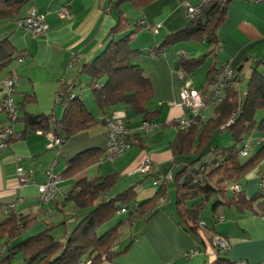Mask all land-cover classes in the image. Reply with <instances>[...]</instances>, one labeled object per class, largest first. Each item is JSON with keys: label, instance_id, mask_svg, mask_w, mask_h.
Here are the masks:
<instances>
[{"label": "crops", "instance_id": "1", "mask_svg": "<svg viewBox=\"0 0 264 264\" xmlns=\"http://www.w3.org/2000/svg\"><path fill=\"white\" fill-rule=\"evenodd\" d=\"M124 2H127V8H137L133 20L128 19L121 9ZM190 2L196 4L198 0ZM63 6H67L68 15L60 17L58 12ZM31 8L43 16L46 31L33 34L18 24V20ZM13 19L2 21V26L8 28H4L3 33L9 36L17 58L0 74V88L8 77L16 78L18 84L12 98L17 119L10 123L6 114L0 111V127L10 124L19 136L0 151V208L14 204L13 210L19 215L38 219V223L18 241L46 228H50L52 233L53 227L58 228L55 231L60 238L52 236L64 241L80 216L92 210L86 209L75 215L73 204L65 200L68 193L78 181L116 174L115 185L97 201L113 199L130 187H134L135 198L130 205L124 206L127 210L122 213L128 216L117 222L122 226L112 245L115 247L113 257L100 259L95 264H210L217 256L210 242L214 233L225 236L229 241L226 256L230 260L238 264L264 263V218L259 213H240L228 205L213 209L208 204L200 216L198 235L194 236L183 228L177 212L179 192L173 175L183 170L190 159L174 156L170 149L178 133V119L187 114L179 96L185 84L204 92L210 87L206 74L212 67L233 69L242 65V72L246 73L247 68L251 70L259 62L264 64V0H231L226 7L225 18L216 30L217 43L211 44L205 38H191L186 41L193 40L197 45L176 42L160 54H154L152 50L161 45L166 35L187 26L179 0H151L143 6H136L129 0H30L24 11ZM119 19H126L127 30L110 34ZM140 20H144L146 25L140 26ZM149 25H159L158 31L153 32ZM128 33H132L131 48L140 53L134 62L141 66L149 79L152 96L146 103L147 116L136 113L124 103L104 107L108 118L125 121L132 142L121 156L109 161L106 133L100 118L103 112L95 102L90 77L82 72V67L99 55L110 41ZM201 55H205L204 62L185 78L181 77L182 56L196 58ZM72 58L76 59L74 66L69 65ZM66 93L77 95L83 101L87 110L86 125L72 135L61 136L65 142L60 147L48 148L46 131L27 128L23 116L24 113L44 115L48 117L52 130L64 114V106L57 102V95ZM206 111L205 118L208 117ZM145 121L152 127L142 128ZM144 154L152 164L146 174L135 171L137 160ZM74 158L78 160L74 170L67 172ZM18 167L29 172L34 183L21 184L16 175ZM50 168L64 175V179L57 185L54 199L42 204L38 185L45 182L46 171ZM189 173L185 172L182 181L190 177ZM164 178H167L164 200H159L148 219L132 218L133 208L152 198ZM171 184L172 188H168ZM240 185L247 197L257 193V181H241ZM68 203L72 204L71 207ZM189 204L186 203L187 206ZM253 206L259 212V199ZM69 210L73 213L67 215ZM114 212L116 210L112 206L103 208L96 216L98 225ZM51 216L58 224L47 221ZM41 222L45 228L39 225ZM125 228L129 230L128 236L123 230ZM23 261L21 258L15 264H24Z\"/></svg>", "mask_w": 264, "mask_h": 264}, {"label": "trees", "instance_id": "2", "mask_svg": "<svg viewBox=\"0 0 264 264\" xmlns=\"http://www.w3.org/2000/svg\"><path fill=\"white\" fill-rule=\"evenodd\" d=\"M29 1L0 0V22L14 20L13 18L24 10ZM123 1L128 0H118V2ZM129 1L136 6H143L151 0ZM228 3L219 0L207 3L200 9L195 19L188 21L185 29L166 35L161 45L152 50L153 53L160 54L170 45L191 38H205L211 44L217 43L216 30L225 18ZM127 28L126 19H119V23L111 29L110 34H118ZM131 35L132 33H128L118 40L110 41L99 55L82 67V72L90 77V87L98 108L103 112L100 114L103 117H107L103 110L105 106L118 103H124L136 113L147 116L146 103L152 96V88L141 66L134 62L140 53L131 48ZM15 57L16 50L9 36L5 35L0 40V74ZM204 57L205 55L196 58L182 56L180 67L183 77L194 72L204 62ZM260 63L264 66L262 62H259L252 67L249 74L242 72V65L233 68L235 76L228 81L221 102L211 108V116L198 117L189 128L178 129L177 136L170 146L174 156L190 159L183 170L173 175V182L179 192L176 203L180 224L194 236L199 234L200 216L208 204L213 209L228 205L233 206L240 213L251 211L259 213L253 206L259 199L258 191L253 196L247 197L241 189L240 182L264 159V114L259 121L256 120V114L264 111V69H260L258 66ZM221 68L222 66L218 69L212 67L207 72L206 78L210 85ZM61 104L64 106V114L62 119L51 128L53 131L50 130L48 117L44 115L24 113L23 120L26 127L41 128L43 131L66 137L85 127L87 110L79 96L76 95ZM237 109V113L234 114ZM231 118L233 121L222 127ZM223 129H229L231 145L226 148L216 147L213 149L212 157L201 158L200 154L204 147ZM254 131L259 133V138L251 139ZM128 139H131L129 135ZM259 139L261 142L255 147L256 152L250 157L248 154L246 156L248 158L244 160L245 157H241L240 152L246 141L252 142ZM77 161L74 158L70 162L67 172L74 170ZM198 161L200 164L193 167ZM188 171L190 177L182 181V176ZM116 180L117 175L110 174L102 178L77 182L65 200L73 204L75 215L86 209L92 210L80 216L64 241L55 239L50 234V228L18 241L24 233L38 223V219L19 215L15 210L7 214H2L0 210V264H10L18 253L22 255L24 264H80L88 259H91L90 264H95L101 259L102 254L106 259H111L114 252L109 250L116 242L122 225L117 223L103 234L96 235L98 226L96 216L106 206H112L118 212L122 209L126 211L124 206L130 205L135 198L134 187H130L113 199L98 202L97 200L115 185ZM166 180L167 178L163 179L159 190L152 198L133 208L132 218L148 219L150 217L159 200L166 195ZM235 183L240 186L239 191L231 188ZM188 202H190L189 206L186 205ZM259 205L261 209L260 200ZM210 264L238 263L230 260L226 253L217 251L215 260Z\"/></svg>", "mask_w": 264, "mask_h": 264}, {"label": "built area", "instance_id": "3", "mask_svg": "<svg viewBox=\"0 0 264 264\" xmlns=\"http://www.w3.org/2000/svg\"><path fill=\"white\" fill-rule=\"evenodd\" d=\"M180 4L184 8L185 18L187 21L195 19L200 9L204 7L207 3L214 0H198L196 4H192L190 0H179ZM221 2H230L231 0H219ZM258 1V0H250ZM60 17H65L68 15L67 6L61 7L58 12ZM18 24L22 26L27 31L38 34L46 31L47 24L44 21L43 16L36 11V9L31 8L27 15L18 20ZM140 26L146 25L144 20H140ZM148 28L153 32H157L159 25H149ZM22 60V59H20ZM76 59L72 58L69 62L70 66H74ZM183 72H180V76L183 77ZM235 76V71L229 67H222L221 71L216 75L215 80L210 85L207 91L202 93L198 92L189 87L188 84H185L180 90L179 96L182 106L187 110L186 116L178 119L177 127L179 129H186L192 126L198 117L205 118V111L208 108H211L217 103H220L224 95V91L228 86V81L233 79ZM241 77V75L239 76ZM18 82L15 77L10 76L4 80L3 85L0 88V111L6 114L7 120L12 123L17 119V109L14 104L12 93L14 92ZM74 94L66 93L57 95V102L63 103L65 100L72 99ZM238 109L235 111L236 114ZM233 114V115H234ZM104 120V129L106 133L107 141V159L109 161L114 160L115 158L121 156L126 150L131 147V142L128 139L129 131L126 127L125 121L122 118H108L100 116ZM233 119L231 118L227 123L222 127L231 123ZM152 127V124L145 121L142 124V128L149 129ZM48 138V148L50 147H60L65 142V139L61 136H57L52 132L45 133ZM18 134H15L12 130L11 125L7 124L0 127V151L6 148L9 142L13 139L18 138ZM261 139L257 141H246L243 146V149L240 152L241 157H246L252 149H254ZM151 160L147 155L141 156L137 160L135 165V171L146 174L151 169ZM16 175L21 184L34 183L33 178H31L29 172H27L23 167H18L16 169ZM172 176L170 175L169 178ZM64 179V176L61 173L53 172L52 168L46 171V180L43 184L38 185V192L40 202L46 204L52 201L57 192V185L61 183ZM234 191H239L240 186L235 183L231 186ZM257 189L259 193V199L261 203L260 215L264 217V170L259 173ZM163 201L164 199L161 198ZM161 201V202H162ZM14 204L4 205L0 208L2 214H7L11 212L14 208ZM124 212V209L120 211ZM212 244L216 250L219 252H227L230 248L229 241L222 235L215 234L212 236ZM115 247L110 248V252H114ZM101 259H105V255H101ZM91 259L83 260L80 264H90Z\"/></svg>", "mask_w": 264, "mask_h": 264}, {"label": "rangeland", "instance_id": "4", "mask_svg": "<svg viewBox=\"0 0 264 264\" xmlns=\"http://www.w3.org/2000/svg\"><path fill=\"white\" fill-rule=\"evenodd\" d=\"M193 1H195V0H193ZM126 4H127V2H124V3H122L121 5V9L126 13V16H127V18L128 19H130V20H133L134 19V17H133V13H136V11H137V8H134V7H129V8H127L126 7ZM27 7V6H26ZM25 7V8H26ZM24 8V9H25ZM24 11V10H23ZM185 14V13H184ZM131 22V21H130ZM3 22L1 21L0 22V40H1V38H3V37H5V34L6 33H3V31H4V28H7V27H4V26H2L3 24H2ZM132 23V22H131ZM5 25V24H4ZM8 29V28H7ZM180 43H184V44H187V43H189V44H196L197 45V43L196 42H193V40H190V41H181ZM200 44V43H199ZM260 69H264V66L263 65H260ZM247 74L250 72V69L249 68H247L246 69V71H245ZM206 113L208 114V116H211L210 114H212L211 113V110L209 111V110H207L206 111ZM263 114H264V111H259L257 114H256V120L257 121H259L260 119H261V117L263 116ZM255 138H259V133L258 132H256V131H254L252 134H251V139H255ZM231 143H232V140H231V136H230V131H229V129H223V130H220L216 135H214L212 138H211V140L209 141V143L204 147V149H203V151H202V153L200 154L201 155V158H203L202 157V155L203 156H206V158L207 157H212L213 155H214V150L213 149H215L216 147H220V148H226V147H228L229 145H231ZM256 148H254V149H252L251 150V152L249 153L250 155L248 156V157H250L253 153H255L256 152ZM209 155V156H208ZM248 157H245L244 158V160L245 159H247ZM203 159H205V158H203ZM195 164H197V165H199L200 163H199V161L198 162H196ZM264 170V159H262V161L260 162V164L255 168V169H253L242 181H243V183H244V181H257V176L259 175V173L260 172H262ZM152 180H154L155 178L154 177H150ZM168 188H172V184L171 185H168L167 186ZM173 192H175L174 190H173ZM68 205L71 207V203H68ZM209 210V208H207V210L206 211H208ZM70 211V213H67V215H70V214H72L73 213V210H69ZM69 211H67V212H69ZM128 215H127V213H118L117 211L116 212H114L111 216H109L108 218H106L104 221H100L99 222V225L96 227V231L98 232V235H100V234H102L103 232H105L104 230H107V228H109V227H111V226H113L114 224H116L119 220H121V219H123L124 217H127ZM54 217V216H53ZM52 216L49 218V219H47V221H53L54 220V218H53ZM69 220V222H70V224H72V222L70 221V219H68ZM60 221V220H59ZM53 222H56L55 224H58V222L57 221H53ZM110 224H112L111 226H110ZM39 225H41V226H43V228H45V226L46 225H44V222H41V224L39 223ZM73 227V226H72ZM128 227V226H127ZM38 228V227H37ZM129 228H131V226L129 227ZM128 228V229H129ZM52 229V233H51V231H50V233H51V235H53L55 238H57L58 239V237L60 236V235H58L57 236V232L55 231L56 229H58V228H51ZM124 231H126V228L125 229H123ZM122 230V232H124ZM125 233H127V236H128V233H129V230L128 231H126ZM123 234V233H122ZM60 238V237H59ZM17 258L16 259H14L13 260V264H15V263H19V260H21V258H22V255L20 254V253H18L17 255ZM262 264H264V263H262Z\"/></svg>", "mask_w": 264, "mask_h": 264}, {"label": "clouds", "instance_id": "5", "mask_svg": "<svg viewBox=\"0 0 264 264\" xmlns=\"http://www.w3.org/2000/svg\"><path fill=\"white\" fill-rule=\"evenodd\" d=\"M187 23H188V21H187ZM74 96H76V95H74ZM101 116V115H100ZM103 119H101V121H102ZM103 123V125H104V122H102ZM227 126V125H226ZM225 127V126H224ZM259 176V175H258ZM257 182H258V180H257ZM257 191H258V189H257ZM260 200V199H259ZM261 210V209H260ZM259 214H260V211H259ZM261 216V215H260ZM262 217V216H261ZM264 218V217H263ZM215 234H217V233H214L213 235H215ZM212 235V236H213ZM218 235H221V234H218ZM212 236H211V243H212ZM223 236V235H222ZM225 237V236H224ZM226 238V237H225ZM227 239V238H226ZM212 246H213V244H212ZM214 247V246H213ZM215 249V248H214ZM216 250V249H215ZM216 251H218V250H216ZM110 252V251H109ZM220 253H227V252H220ZM103 255V254H102ZM101 258V257H100ZM106 258V257H105Z\"/></svg>", "mask_w": 264, "mask_h": 264}]
</instances>
